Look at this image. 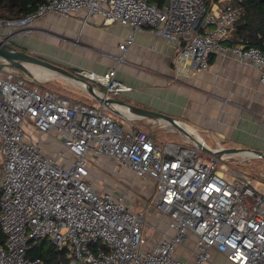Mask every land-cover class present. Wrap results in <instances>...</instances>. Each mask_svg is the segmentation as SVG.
<instances>
[{
  "label": "built area",
  "instance_id": "2783aa9c",
  "mask_svg": "<svg viewBox=\"0 0 264 264\" xmlns=\"http://www.w3.org/2000/svg\"><path fill=\"white\" fill-rule=\"evenodd\" d=\"M241 2L44 0L23 16L0 18V40L29 33L49 12L81 13L83 23L100 16L103 24L131 29L117 45V64L135 33L150 30L173 43L177 70H204L213 56L230 55L254 66L264 87V50L232 38L244 13ZM116 69L73 72L102 86L101 96L115 98L131 89L115 78ZM71 81L92 97L84 82ZM92 98L90 104L75 101L17 68L0 70V228L6 239L0 264H43L29 254L43 238L64 250L56 264H207L213 251L234 264H264V190L244 173L228 174L222 163L242 152L205 158L197 145H160L136 127L140 117L128 107ZM99 158L148 182L153 201L136 207L129 192L98 188L93 173L110 171Z\"/></svg>",
  "mask_w": 264,
  "mask_h": 264
},
{
  "label": "crops",
  "instance_id": "0c3cea01",
  "mask_svg": "<svg viewBox=\"0 0 264 264\" xmlns=\"http://www.w3.org/2000/svg\"><path fill=\"white\" fill-rule=\"evenodd\" d=\"M30 29L10 43L34 53L51 51L50 56L57 55L62 63L97 73L115 66V78L131 87L120 92L126 103L178 118L200 136L201 132L207 134L214 141V145L208 144L211 148L221 144L264 152V87L254 66L241 64L230 55H215L204 70L185 65L179 71L173 43L150 30L135 33L124 61L117 64L116 56L122 54L117 45L131 29L117 23L103 24L100 16L83 23L81 13L63 17L49 12ZM41 29L50 33L48 44H37L30 38ZM189 247L194 248V243L189 241ZM181 249L178 253L192 261L191 253ZM217 260L234 264L215 251L207 264Z\"/></svg>",
  "mask_w": 264,
  "mask_h": 264
},
{
  "label": "rangeland",
  "instance_id": "374dc122",
  "mask_svg": "<svg viewBox=\"0 0 264 264\" xmlns=\"http://www.w3.org/2000/svg\"><path fill=\"white\" fill-rule=\"evenodd\" d=\"M43 29H41V33H35V34L32 33V36H30V38H34L33 40L37 44L49 43L50 39H48V36L50 33H48L46 29L45 30ZM54 41H56V39ZM10 42H12V40ZM52 52L56 53V50H52ZM31 53L43 59H47L52 63H55L56 65H59L69 71H75L76 69H79L78 67H75V65H68L60 62L58 60L57 55L55 54L50 56L51 51L45 53L43 52H35V53L31 52ZM29 65L39 66L35 64H29ZM24 73L25 75L33 78L35 81L44 83L45 86L55 89L58 93L65 95L70 99L71 97H74L76 98V100L81 101L82 103L90 104L89 96L83 95L80 91H77V89H73V87L75 88H79V87L59 74H57L56 76H51L47 79L45 78L41 79L35 77V75L31 72V70H29V68L28 71ZM96 86L101 90L103 89V87L98 84H96ZM114 97L119 101L125 102L124 101L125 98L123 95H121V93L116 94ZM120 123L124 124V120L120 119ZM133 123L136 125L138 129L145 130L150 133L151 132L155 133V140L160 145H163L164 143L167 142H171L182 146L195 147V144L193 142H191L189 139L187 140L186 138H184L183 134H181L174 127L172 128L171 125L168 124L166 126L153 125L152 122L147 118L135 119ZM201 134L203 140L207 144L214 145V141L211 140L207 134L203 132H201ZM43 137L44 136H42V138ZM198 155L201 157L208 158L210 157L211 153L207 150L199 149ZM92 160H94V158ZM97 161L99 163L104 162L106 168L110 170L109 172L107 171L100 172L99 176L101 177H99L98 174H96L95 172L93 173L92 179L96 180L98 188L109 189V188L117 187L121 190L129 192L130 196L133 198L136 207H139L144 202L148 204L149 202L153 201L154 192L151 191L150 184H148L147 189L145 188L148 182H143V179H141L140 177H135V179H133L132 174H130L131 172L128 169H126L124 166H119V165L116 166L114 163L105 162L107 161L105 158H99ZM222 163H224L228 168V170L230 171L228 172V174L232 172L244 173L248 175L251 179H253L254 185L257 188L262 187V189L264 190V161L263 159H261V157H256V156L245 157L240 155H234L222 161ZM148 219L152 221L154 218L149 216ZM180 251L181 252L184 251V248H182ZM184 257L186 258L187 255H185ZM213 264H225V263L220 260H217L214 261Z\"/></svg>",
  "mask_w": 264,
  "mask_h": 264
},
{
  "label": "water",
  "instance_id": "95a60500",
  "mask_svg": "<svg viewBox=\"0 0 264 264\" xmlns=\"http://www.w3.org/2000/svg\"><path fill=\"white\" fill-rule=\"evenodd\" d=\"M242 25H243L242 23H239L237 27L239 28ZM29 64H35L41 67H45L46 69H49L50 71L53 72L52 76H56L57 74H59L68 80L74 79V80L84 82L86 89L91 94V96L94 97L98 102L103 103L104 105L112 107L111 103H118V104H122L128 107L129 111L132 114L136 115L137 117L160 119L166 125L167 124L171 125L175 129H177L181 134L186 136L195 145L202 147V149L209 151L211 154L219 155L221 153H236V152L249 151V152H252L253 156L261 157L264 159L263 151L249 148V147L223 146L221 144H218L219 148H213V149L208 148L204 146L201 143V141L197 138V136L188 130L187 128L188 126L184 122L179 120L178 118L170 116L163 112L156 111V110L131 105L126 102L119 101L113 97L101 96L97 92V88H95V86L90 81H88L86 78H83L75 74L73 71H69L59 65H56L55 63H52L51 61L47 59L38 57L37 55H34L33 53L29 51H24L22 49H19L13 44L5 40H0V70L3 69L4 67H14L23 72H27ZM111 109L115 111L114 108H111Z\"/></svg>",
  "mask_w": 264,
  "mask_h": 264
},
{
  "label": "trees",
  "instance_id": "16d2710c",
  "mask_svg": "<svg viewBox=\"0 0 264 264\" xmlns=\"http://www.w3.org/2000/svg\"><path fill=\"white\" fill-rule=\"evenodd\" d=\"M44 0H0V18H16L34 11ZM208 5L213 0H204ZM243 16L232 33L233 41L242 39L248 46H256L264 50V0H242ZM5 236L0 228V245L5 244ZM31 256H38L43 264H56L64 258V250H58L46 238L33 246Z\"/></svg>",
  "mask_w": 264,
  "mask_h": 264
},
{
  "label": "bare ground",
  "instance_id": "6f19581e",
  "mask_svg": "<svg viewBox=\"0 0 264 264\" xmlns=\"http://www.w3.org/2000/svg\"><path fill=\"white\" fill-rule=\"evenodd\" d=\"M28 68L29 70H31V72L35 75V77L37 78H49L53 75V72L50 71L49 69H45V68H42V67H39V66H32V65H28ZM71 81V80H70ZM73 84H75L76 86H78L79 88H82V85L77 82V81H71ZM121 110H124L123 108ZM188 130L190 132H192L193 134H195L197 136V138L202 142V138L201 136L198 134V132H196L195 130H193L192 128L190 127H187ZM241 156H253L252 155V152H249V151H244L242 153H240Z\"/></svg>",
  "mask_w": 264,
  "mask_h": 264
}]
</instances>
